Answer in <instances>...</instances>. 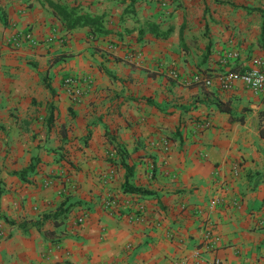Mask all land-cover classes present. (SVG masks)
Returning a JSON list of instances; mask_svg holds the SVG:
<instances>
[{"label":"crops","instance_id":"obj_1","mask_svg":"<svg viewBox=\"0 0 264 264\" xmlns=\"http://www.w3.org/2000/svg\"><path fill=\"white\" fill-rule=\"evenodd\" d=\"M230 49L264 59V0H0V264H264V95L220 86Z\"/></svg>","mask_w":264,"mask_h":264},{"label":"built area","instance_id":"obj_2","mask_svg":"<svg viewBox=\"0 0 264 264\" xmlns=\"http://www.w3.org/2000/svg\"><path fill=\"white\" fill-rule=\"evenodd\" d=\"M24 43L30 44L32 46L36 45V39L28 32H15L9 35L5 44L12 49L20 48ZM239 53L235 49L227 50L220 62L224 66V70L218 75L219 84L223 89L231 88L235 83H242L245 87L252 90L255 93L264 95V59L260 57H252L250 61L242 69H233L229 64V61H235L238 59ZM170 75L175 77L174 71H170ZM203 82L206 85L211 84V79L204 78ZM80 79L74 77H67L65 79V85L68 89L74 92L76 95L80 93ZM208 124H204L207 126ZM112 200L104 201V209L111 210L113 206ZM78 221H82L79 218ZM259 224L264 226V214L259 218Z\"/></svg>","mask_w":264,"mask_h":264},{"label":"trees","instance_id":"obj_3","mask_svg":"<svg viewBox=\"0 0 264 264\" xmlns=\"http://www.w3.org/2000/svg\"><path fill=\"white\" fill-rule=\"evenodd\" d=\"M64 19H68L66 28L72 29L76 26H89L92 32L104 31L103 16L77 15L72 17L71 11L64 6L54 5Z\"/></svg>","mask_w":264,"mask_h":264}]
</instances>
